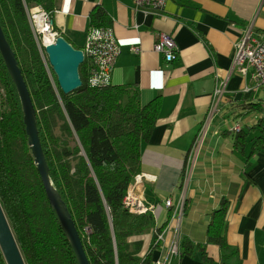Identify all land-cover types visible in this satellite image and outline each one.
I'll return each mask as SVG.
<instances>
[{
    "label": "trees",
    "instance_id": "obj_1",
    "mask_svg": "<svg viewBox=\"0 0 264 264\" xmlns=\"http://www.w3.org/2000/svg\"><path fill=\"white\" fill-rule=\"evenodd\" d=\"M55 5L56 0H0V26L31 96L49 176L71 213L89 264H114L115 257L118 264H153V251L159 246L157 234L169 218L157 227L152 213H130L122 199L129 183L141 172L142 149L156 126L161 100L156 96L141 103L134 84L89 86L87 58L78 69L81 86L63 93L41 37L37 36V42L28 18L29 10L36 6L53 15ZM110 22L101 7H94L89 14L90 27ZM0 87V203L25 264H78L49 204L27 142L20 100L1 54ZM237 106L260 117L248 128L235 122L231 130L222 133H228L233 147L246 158L253 151L264 153V104L242 101L226 108L234 111ZM235 124L239 128L233 129ZM256 131L260 133L249 139V145L248 137ZM183 164L178 190L186 178ZM227 210L228 202L223 199L210 212L205 242L181 236L178 256L199 253L201 260L215 264L206 251L207 244H215L223 264H235L229 262L236 251L226 240ZM153 229L156 232L149 247L140 255L143 241L130 237ZM0 264H6L1 251Z\"/></svg>",
    "mask_w": 264,
    "mask_h": 264
},
{
    "label": "crops",
    "instance_id": "obj_2",
    "mask_svg": "<svg viewBox=\"0 0 264 264\" xmlns=\"http://www.w3.org/2000/svg\"><path fill=\"white\" fill-rule=\"evenodd\" d=\"M96 6L110 17L108 25L121 47L111 84L138 86L141 103L156 96L161 100L156 126L141 153V172L154 177L136 184L145 201L155 206L156 226L169 218L152 261L164 259L169 244L181 236L205 242L210 212L225 199L226 240L236 251L229 262L264 264V153L253 151L246 159L240 153L238 159L232 139L226 140L228 133H222L235 122L248 128L260 117L249 108L226 107L264 101V89L251 87L250 74H242L234 63L236 45L247 31L264 34V0H170L161 14L134 10L131 0H56L53 28L82 47L89 14ZM159 32L170 35L176 44L177 57L170 62L153 49ZM133 46L140 51L133 52ZM217 83L225 87L224 98L211 114ZM222 111L228 120L220 118ZM223 122L233 123L224 128L219 125ZM204 126L205 136L196 152L194 140ZM183 163L189 171L178 190ZM166 198L172 200L170 206L165 205ZM179 201L185 204L177 211ZM154 232L130 237L143 241L140 255ZM206 251L215 264H223L217 245L207 244ZM195 255L174 256L170 264H210Z\"/></svg>",
    "mask_w": 264,
    "mask_h": 264
},
{
    "label": "built area",
    "instance_id": "obj_3",
    "mask_svg": "<svg viewBox=\"0 0 264 264\" xmlns=\"http://www.w3.org/2000/svg\"><path fill=\"white\" fill-rule=\"evenodd\" d=\"M168 1L170 0H131V6L134 10H142L152 14H161L165 4ZM28 18L32 32L37 42L38 35L41 37V42H44V32L41 31L40 25H45L47 27L44 28L43 31H47L51 35L50 42L54 40L56 37V32L52 28L51 13L46 12L39 6H36L29 10ZM38 45L40 48L39 43ZM131 49L136 53L140 51L139 46H133ZM153 49L155 52L163 55L164 59L168 62L177 57V47L173 38L164 32H159L157 34ZM81 50L84 55V60L87 58L86 83L91 87H97L110 83L113 68L121 52L119 41L114 35L112 27L109 25L89 27L85 35L83 48ZM234 63L237 65L239 71L242 74H250V80L252 82L251 87L255 89H264V34L260 36H254L249 31H247L246 35L236 45ZM224 92L225 87L223 83H217L214 86L212 101L210 104L211 114L217 111L221 101L224 98ZM238 126V124H235L233 129L239 128ZM204 134L205 131L202 130L197 135L193 146L196 149V152H198L201 146ZM188 171L189 167L186 169V175ZM153 177L154 176L150 173L140 172L136 174L133 180L129 183L122 202L124 207L130 213H152L155 219L154 204L145 201L144 197L136 189V184L143 178L152 179ZM171 204L172 200L170 198H166L165 205L170 206ZM176 208L177 211L181 210L182 201L177 203ZM153 230L156 232V229ZM163 230L157 234V241H161L163 239ZM178 252L179 240L177 238L169 244L166 257H164V259L152 261V263L170 264L172 257L178 256ZM114 264H118L116 257Z\"/></svg>",
    "mask_w": 264,
    "mask_h": 264
},
{
    "label": "water",
    "instance_id": "obj_4",
    "mask_svg": "<svg viewBox=\"0 0 264 264\" xmlns=\"http://www.w3.org/2000/svg\"><path fill=\"white\" fill-rule=\"evenodd\" d=\"M42 45L44 46L48 63L56 76L58 86L63 93H70L80 87L82 80L78 69L79 65L84 60L82 50L75 48L63 36H56L53 41L48 43L42 42ZM0 54L4 60V64L14 83L20 100L25 132L27 134V142L44 186L49 204L54 210L58 223L64 231L65 236L74 251L78 264H89L71 213L63 201L60 193L54 187L49 176L48 165L38 134L36 112L31 96L21 73V69L15 58V54L7 42L1 26ZM0 251L6 264H25L24 258L20 252L1 203Z\"/></svg>",
    "mask_w": 264,
    "mask_h": 264
},
{
    "label": "rangeland",
    "instance_id": "obj_5",
    "mask_svg": "<svg viewBox=\"0 0 264 264\" xmlns=\"http://www.w3.org/2000/svg\"><path fill=\"white\" fill-rule=\"evenodd\" d=\"M0 93H2V88L0 87ZM220 118H223V119H225V120H228V116L225 114V112L224 111H222V113L220 114ZM231 121V120H230ZM232 123L233 122H229V123H226V122H223V123H220L219 125L220 126H223L224 128H228V126H230V125H232ZM206 127L207 126H204V127H202L201 129H200V132L202 131V130H204L205 132H206ZM199 132V133H200ZM258 131H256V133L255 132H251L250 133V135H249V137H248V140H247V143L248 144H250L251 142H250V138L251 137H253L254 135H256V134H258L257 133ZM219 134H221V133H219ZM204 136H205V134H204ZM223 138H225L226 140H228V139H230V137H228L227 135H225ZM203 139H204V137H203ZM203 139H202V141H203ZM201 145H202V143H201ZM236 155V157L238 158V159H240L241 157L239 156L240 155V153L238 154H235ZM244 156V158H245V155H243ZM246 159V158H245ZM187 176V175H186ZM182 206H183V202H182ZM209 223V222H208ZM195 257L196 258H199V253H197L196 255H195ZM173 264H177V262L175 261Z\"/></svg>",
    "mask_w": 264,
    "mask_h": 264
},
{
    "label": "bare ground",
    "instance_id": "obj_6",
    "mask_svg": "<svg viewBox=\"0 0 264 264\" xmlns=\"http://www.w3.org/2000/svg\"><path fill=\"white\" fill-rule=\"evenodd\" d=\"M41 26V31L44 32V42L48 43L51 40V35L47 31H43L44 28H47L45 25H40ZM82 49V48H80Z\"/></svg>",
    "mask_w": 264,
    "mask_h": 264
}]
</instances>
